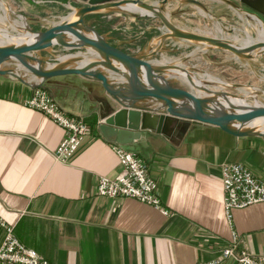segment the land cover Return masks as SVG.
Segmentation results:
<instances>
[{
    "label": "crops",
    "instance_id": "obj_1",
    "mask_svg": "<svg viewBox=\"0 0 264 264\" xmlns=\"http://www.w3.org/2000/svg\"><path fill=\"white\" fill-rule=\"evenodd\" d=\"M8 1L32 20L35 30L62 20L70 6L85 5L77 0ZM249 1H257L264 20V0ZM139 13L100 10L85 19L112 44L135 51L158 44L157 36L164 31L157 17ZM122 40L127 43L121 44ZM167 46L164 55L172 59L201 52L202 56L185 64L199 67L203 72L197 74L203 78L213 76L202 65L213 64L218 55L241 70L250 67L225 50H203L185 40L168 41ZM50 52L54 60L77 49L54 46ZM77 54L88 53L81 50ZM263 62L261 55L251 65L264 71ZM108 77L114 79V74L109 72ZM260 77L264 82V75ZM44 88L67 115L83 118L91 133L67 162L55 161L52 152L65 129L26 105L33 88L0 76V246L6 233L4 222L13 227L21 243L52 264H239L221 255L234 235L240 248L264 254V202L233 209L229 220L222 185V164L229 161L243 163L264 182V138L229 135L215 125L193 120L183 134L178 127L168 134L140 130V136L124 146L147 164L157 181L161 204L170 212L165 215L135 198H107L97 193L99 177L113 178L120 170L112 150L117 142L98 129L119 105L100 81L58 76Z\"/></svg>",
    "mask_w": 264,
    "mask_h": 264
},
{
    "label": "water",
    "instance_id": "obj_2",
    "mask_svg": "<svg viewBox=\"0 0 264 264\" xmlns=\"http://www.w3.org/2000/svg\"><path fill=\"white\" fill-rule=\"evenodd\" d=\"M77 1L85 5L70 6L62 20L43 30H35L27 21L29 17L15 12L6 0H0L10 14L25 20L27 28L17 29L18 33L8 30L13 40L6 38V43L0 40V76L13 78L33 89L44 88L46 82L58 76L80 75L100 81L119 108L106 116L98 124V129L109 140L123 145L130 144L140 136L139 131L145 129L168 134L178 127L183 134L190 120L215 125L237 137L264 138V86L261 83L203 78L197 74L202 73L199 68L185 64L196 53L180 59L164 55L169 51L168 41L185 40L203 45V50L231 52L251 68V60L264 55V39L237 44L223 36L181 28L171 20L166 10L169 0ZM183 1L205 7L200 0ZM224 1L246 16H256L264 28L260 15L263 12L257 1ZM100 10L155 16L161 21L164 31L157 36L158 44L125 51L109 42L106 34L86 21L87 14ZM126 43L121 41V44ZM54 46L77 49V52L52 60L50 50ZM81 50L88 54H77ZM7 63H14V66H5ZM109 72L114 74V79L108 77ZM258 80L261 82L262 78L259 76ZM153 114L155 119H151Z\"/></svg>",
    "mask_w": 264,
    "mask_h": 264
},
{
    "label": "built area",
    "instance_id": "obj_3",
    "mask_svg": "<svg viewBox=\"0 0 264 264\" xmlns=\"http://www.w3.org/2000/svg\"><path fill=\"white\" fill-rule=\"evenodd\" d=\"M26 105L44 112L65 129L62 140L52 152L57 162H67L83 139L91 133V126L83 118L67 115L45 88H35L33 95L26 100ZM112 150L118 158L120 170L113 178L100 176L97 193L107 198H135L169 215L170 212L163 207L157 195V181L150 175L147 164L123 144L114 143ZM222 185L223 207L229 220L232 219L233 209L264 202V182L241 162L222 164ZM1 224L6 227V233L0 246V264H52L21 243L14 235L12 226H6L4 222ZM239 243L237 235H234L230 243L223 247L222 258H233L239 264H264V254L249 252L246 248H240Z\"/></svg>",
    "mask_w": 264,
    "mask_h": 264
},
{
    "label": "rangeland",
    "instance_id": "obj_4",
    "mask_svg": "<svg viewBox=\"0 0 264 264\" xmlns=\"http://www.w3.org/2000/svg\"><path fill=\"white\" fill-rule=\"evenodd\" d=\"M6 1L9 3L8 0ZM159 1L160 0H156V2ZM200 1L204 4V8L194 3L185 2L183 0H169L166 6V10L173 22H177L178 24L182 25L181 28L192 32L211 36L229 37V39L237 44H242V41H244L248 37V35L249 37L251 36L253 40L258 39L260 25L251 17L243 15L241 11L237 10V8L225 2L224 0ZM9 5L11 6L10 3ZM13 5L15 6V4ZM239 6L244 7L242 5ZM2 7L3 5H1L0 3V28H5L10 32L18 33L19 30L13 28L11 23L5 19V13ZM15 7L11 6V8L15 12L24 14V12L17 10V8ZM244 8L246 10H250L246 6ZM24 15L27 16L26 14ZM11 19L19 20V18L15 14H11ZM27 21L33 28L34 24H32V21L29 18L27 19ZM1 38L2 37H0V40ZM3 42L6 43L7 40L4 39ZM200 55L202 56V53L198 52L193 57H197ZM206 59L209 60L208 57L203 56V60L206 61ZM212 60L214 61L213 64L205 63L202 65V68L210 73L213 77L230 80H240L252 83H264L259 82L258 80L260 75H264V71L260 70L259 66L257 65H255L256 68L253 66L251 68H242L241 70V68H239L238 66H233L231 64L232 62L228 61V59L223 57V55L214 56V59ZM227 64L231 65L230 68L227 67ZM239 69L241 70L240 73ZM201 72L203 71L201 70Z\"/></svg>",
    "mask_w": 264,
    "mask_h": 264
},
{
    "label": "bare ground",
    "instance_id": "obj_5",
    "mask_svg": "<svg viewBox=\"0 0 264 264\" xmlns=\"http://www.w3.org/2000/svg\"><path fill=\"white\" fill-rule=\"evenodd\" d=\"M1 5H3V10H4V17H5V19L7 20V21H9L10 23H11V25H12V27L13 28H15V29H24V30H26L27 28H26V22H25V20L24 19H22V18H19V20L18 19H14V20H12L11 19V14L7 11V9L5 8V6H4V4H2L1 3ZM243 15H245L244 13H242ZM3 17V16H2ZM253 20H255L257 23H259V25H260V29H259V35H258V38H260V39H264V28H263V23H262V21L260 20V19H258L256 16H254V15H251L250 16ZM1 20H3V19H1ZM221 29V28H220ZM0 32L3 34V36H2V38H1V41H3L4 39H9V40H13V37L10 35V34H8V30L7 29H5V28H1L0 29ZM253 41H255V40H253L252 38H251V36L249 37V35H248V37L244 40V41H242L243 43L242 44H249V43H251V42H253Z\"/></svg>",
    "mask_w": 264,
    "mask_h": 264
}]
</instances>
